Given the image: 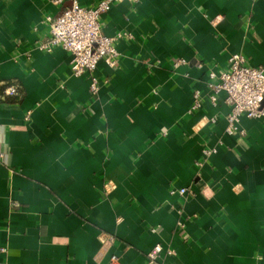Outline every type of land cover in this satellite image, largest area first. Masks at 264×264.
I'll use <instances>...</instances> for the list:
<instances>
[{"label":"crops","instance_id":"crops-1","mask_svg":"<svg viewBox=\"0 0 264 264\" xmlns=\"http://www.w3.org/2000/svg\"><path fill=\"white\" fill-rule=\"evenodd\" d=\"M72 4L0 0V264H147L157 245L160 264H264V119L228 134L209 88L232 54L264 69V0L115 4L97 94L39 49Z\"/></svg>","mask_w":264,"mask_h":264},{"label":"built area","instance_id":"built-area-1","mask_svg":"<svg viewBox=\"0 0 264 264\" xmlns=\"http://www.w3.org/2000/svg\"><path fill=\"white\" fill-rule=\"evenodd\" d=\"M64 0H54L60 5ZM129 0H100L92 7H83L77 0H73L70 8L63 11L59 17L46 16L44 22L49 25V38L43 42L39 49L44 52H52L61 47L71 54V73L74 77L87 75L90 78V90L97 94L100 90V82L95 72L101 61L110 68H114L120 59L117 42L123 34L109 37L103 33V16L106 15L115 4ZM221 21L218 16L214 23ZM185 63L177 62L175 65ZM209 88L212 92V102H217L220 94L226 95V103L230 106L227 116V133L237 134L239 123L243 117L249 119H264V69L249 65L246 57L241 53L232 54L227 67L220 71L209 73ZM19 87L13 83L7 86L5 96H17ZM200 92L194 94L192 110L202 107ZM215 150L205 151L210 155ZM4 155L0 153V161ZM171 194L185 196L186 188L171 190ZM163 251L162 246L157 245L153 252L148 254L147 264H160L158 255ZM173 255L172 251L168 252ZM115 260V258H114Z\"/></svg>","mask_w":264,"mask_h":264}]
</instances>
